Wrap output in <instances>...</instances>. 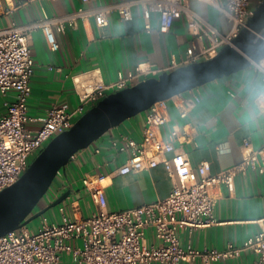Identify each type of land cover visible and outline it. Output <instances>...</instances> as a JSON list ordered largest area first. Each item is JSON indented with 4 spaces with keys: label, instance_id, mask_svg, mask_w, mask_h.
I'll return each instance as SVG.
<instances>
[{
    "label": "crops",
    "instance_id": "crops-1",
    "mask_svg": "<svg viewBox=\"0 0 264 264\" xmlns=\"http://www.w3.org/2000/svg\"><path fill=\"white\" fill-rule=\"evenodd\" d=\"M123 1L128 0H0V30L45 18L65 17L80 8L96 11ZM188 7L221 32H229L230 22L214 4L189 0ZM132 15V20L124 21L117 12H109L108 24L103 28L98 26L93 16L79 20L76 27L68 24L64 31L56 25L53 30L60 46L56 52L50 51L42 31L33 34L31 48L35 73L31 80L28 109L35 121L29 124L30 129L41 128L49 110L55 106L75 112L82 105L86 90L114 84L120 73L127 75L141 64L164 71L171 66L173 59L182 62L190 47L195 46L199 51L202 45H209L208 38L200 41L190 34L184 14L166 34L159 31L157 14L151 17L150 32L145 28L141 6L133 7ZM261 77L251 66L185 93V97L199 95L201 98L187 118H181L176 105L178 98L171 99L168 102V121L161 130L163 137L168 138L174 128L190 134L193 142L182 140L177 143V148L187 154L194 170L207 161L210 173L217 174L241 163L243 140H250L256 149L264 145V82ZM14 100V93L0 95V116L7 112V104ZM146 116L145 112L128 119L90 148L79 152L77 160L70 161L59 177V185L39 210L70 191L71 195L60 204L65 207L66 215L73 220L90 217L99 208L82 183L88 175L104 176L105 209L109 212L127 211L167 198L177 179L164 164L122 174L118 169L129 155L118 156L110 148V141L121 135L140 143ZM218 146L222 149L219 150ZM96 149L100 152L96 153ZM172 156L169 154L167 157ZM219 193L215 223L203 228L180 229L179 237L184 246L224 250L230 244L242 246L260 231L258 221L264 218V174L250 171L237 178L233 191L222 188ZM60 205L45 213L52 222L61 221ZM146 244H158L153 229L146 231ZM71 245L80 247L82 242L74 241ZM258 259L257 254L249 251L238 259L215 264H258ZM60 264L76 262L71 255H65Z\"/></svg>",
    "mask_w": 264,
    "mask_h": 264
},
{
    "label": "built area",
    "instance_id": "built-area-1",
    "mask_svg": "<svg viewBox=\"0 0 264 264\" xmlns=\"http://www.w3.org/2000/svg\"><path fill=\"white\" fill-rule=\"evenodd\" d=\"M188 1L128 0L96 11L80 8L65 17L45 18L0 30V95L15 94V100L7 104V112L0 116V193L17 183L29 169L33 158L56 136L70 130L77 120L110 92L115 93L148 78L159 77L164 72L215 58L247 27L262 0H204L214 4L226 16L231 24L227 33L221 32L206 18L191 10ZM135 6L143 8L148 32L152 29L150 20L153 14L159 16V31L163 34L169 33L175 21L184 14L190 34L200 41L208 38L209 45H202L199 51L195 46L190 47L182 62L173 59L171 66L164 71L141 64L127 75L120 73L114 84L86 90L82 105L75 112L55 106L49 110L41 128L30 129L29 124L35 121L28 109L32 94L31 80L35 73L31 48L33 34L42 31L50 51L56 52L60 46L54 26L58 25L64 31L68 24L76 27L79 20L93 16L98 26L103 28L108 24L109 12H117L124 21L132 20ZM253 66L264 82V60ZM184 94L173 97L178 98L176 105L181 118H187L201 101L199 95L185 97ZM170 100L158 102L146 112L140 143L126 135L110 141V148L116 155H129L118 169L122 174L141 172L164 164L177 179L167 198L127 211L109 212L105 209L104 176L88 175L82 179V183L99 209L87 219L73 220L66 215L65 207L60 205L59 223L52 222L44 214L37 229L28 224L3 236L0 238V264H60L65 255H71L76 264H215L238 259L249 251L258 255V264H264V218L258 221L260 231L242 246L230 244L224 250H201L182 244L180 229L203 228L215 223V209L222 188L233 191L237 178L246 176L250 171L264 174V145L256 149L250 140L245 139L241 163L217 174L210 173V163L207 161L194 170L187 154L177 148V143L182 140L185 143L193 142L190 134L178 128H174L168 138L161 133L168 121ZM218 149L221 150L222 146H218ZM95 152L99 153L100 150L96 149ZM78 154L73 155L70 161L77 160ZM169 154L173 156L168 158ZM60 176L62 171L57 177ZM148 229L154 230L158 244H146ZM74 241H81L82 246L71 245Z\"/></svg>",
    "mask_w": 264,
    "mask_h": 264
},
{
    "label": "water",
    "instance_id": "water-1",
    "mask_svg": "<svg viewBox=\"0 0 264 264\" xmlns=\"http://www.w3.org/2000/svg\"><path fill=\"white\" fill-rule=\"evenodd\" d=\"M263 60L264 0L257 6L247 27L215 58L164 72L159 77L112 93L88 110L70 130L56 136L21 179L0 193V238L40 218L71 195L67 191L53 204L37 211L73 155L88 149L110 130L147 112L156 103L246 70Z\"/></svg>",
    "mask_w": 264,
    "mask_h": 264
},
{
    "label": "rangeland",
    "instance_id": "rangeland-1",
    "mask_svg": "<svg viewBox=\"0 0 264 264\" xmlns=\"http://www.w3.org/2000/svg\"><path fill=\"white\" fill-rule=\"evenodd\" d=\"M35 159H36V158H33V159H32V162H33ZM58 185H59V178H56L55 181H54V183H53V185H52V187H51V189H50V191H49V193H48L47 196L45 197L44 201H45V200L47 201V200L49 199L51 191H52L56 186H58ZM39 222H40V218H38V219L34 220L33 222H31V223L29 224V226L32 227V228L38 227L39 224H40ZM36 229H37V228H36Z\"/></svg>",
    "mask_w": 264,
    "mask_h": 264
},
{
    "label": "trees",
    "instance_id": "trees-1",
    "mask_svg": "<svg viewBox=\"0 0 264 264\" xmlns=\"http://www.w3.org/2000/svg\"><path fill=\"white\" fill-rule=\"evenodd\" d=\"M57 178H58V177H57ZM46 196H47V195H46ZM46 196H45V197H46ZM45 197H44V199H45ZM44 199L41 201V203H40V205H39V207H38L37 211L39 210V208H40L41 206H43V205H44V203H45Z\"/></svg>",
    "mask_w": 264,
    "mask_h": 264
}]
</instances>
